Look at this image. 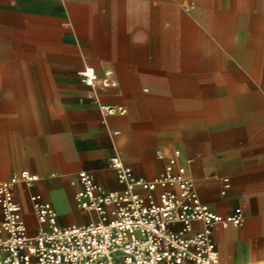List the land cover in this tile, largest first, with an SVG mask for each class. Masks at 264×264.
Wrapping results in <instances>:
<instances>
[{
	"label": "crops",
	"instance_id": "obj_1",
	"mask_svg": "<svg viewBox=\"0 0 264 264\" xmlns=\"http://www.w3.org/2000/svg\"><path fill=\"white\" fill-rule=\"evenodd\" d=\"M232 7L230 0H0V179L21 169L40 175L33 187L16 188L29 231L38 224L30 191L54 204L61 224L85 223L96 214L75 201L80 170L120 189L113 155L154 179L167 161L157 149L179 148L203 202L222 214L244 209L242 225L214 229L221 264H264V46L256 78L239 59L249 49L233 46ZM223 31L234 59L218 42ZM86 65L100 75L111 70L116 84L86 85ZM238 68L254 79L235 82ZM102 103L127 111L106 115ZM248 103L261 105L247 128L258 139L245 154L219 150L218 130ZM224 176L231 187L223 194Z\"/></svg>",
	"mask_w": 264,
	"mask_h": 264
},
{
	"label": "built area",
	"instance_id": "obj_2",
	"mask_svg": "<svg viewBox=\"0 0 264 264\" xmlns=\"http://www.w3.org/2000/svg\"><path fill=\"white\" fill-rule=\"evenodd\" d=\"M80 74L89 86L116 84L111 70L100 75L86 65ZM101 109L106 115L127 111L122 104L102 103ZM157 155L167 161L154 179L137 176L121 155H113L111 166L124 184L120 189H108L90 171L80 170L75 201L96 214L85 223L61 224L54 204L40 191H30L38 223L33 233L16 188L33 187L40 175L21 169L0 179V264H221L214 229L242 225L243 207L228 214L214 211L201 200L188 165L179 161V148L168 155L157 149ZM230 187L224 176L221 192Z\"/></svg>",
	"mask_w": 264,
	"mask_h": 264
},
{
	"label": "rangeland",
	"instance_id": "obj_3",
	"mask_svg": "<svg viewBox=\"0 0 264 264\" xmlns=\"http://www.w3.org/2000/svg\"><path fill=\"white\" fill-rule=\"evenodd\" d=\"M215 1L218 5H221L229 0ZM230 1L233 4L232 10L234 15L232 16L234 27V39L232 40L233 46L235 50L239 52L242 48L249 49V54L244 57L239 56V59L243 60V63L248 67L251 75L258 78L261 69V50L264 46V0ZM222 21L223 27H225L226 21L231 22V19L228 17V20L224 18ZM218 42L226 54H228L233 59L236 58L233 55L236 53V51L232 49V46L228 49L226 48L228 47L226 46L227 43L230 41L226 38L225 31H223L222 34H219ZM237 70L240 72L236 73L233 70L235 82L246 83L254 79L253 76H251L245 70L241 68H238ZM250 85L253 84L250 83ZM260 106V104L258 105L256 103H248L243 105L241 110H239L237 113H234L235 119L228 120V124L230 125L229 128L226 130H218V134L214 137L216 147L219 150L233 147L236 150H239L241 154H245L242 153V151L248 150L251 140L258 139L257 136H248L247 128L253 127L257 124L255 117L258 113L262 112V110L259 109ZM219 126H222L221 122H219ZM183 154L186 155V158L188 157V153H183L181 151V156ZM188 161L191 163V158H188ZM33 232V230L30 231V233Z\"/></svg>",
	"mask_w": 264,
	"mask_h": 264
}]
</instances>
